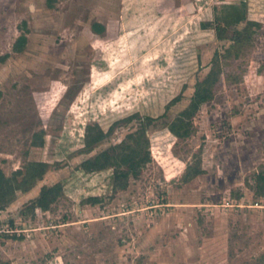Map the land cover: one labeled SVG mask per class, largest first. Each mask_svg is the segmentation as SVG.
<instances>
[{
	"label": "rangeland",
	"instance_id": "obj_1",
	"mask_svg": "<svg viewBox=\"0 0 264 264\" xmlns=\"http://www.w3.org/2000/svg\"><path fill=\"white\" fill-rule=\"evenodd\" d=\"M232 6L261 23L241 43L216 20ZM203 82L214 96L177 137ZM118 144L151 160L115 190V168L80 164ZM33 161L50 167L0 210V264H264V0H0V168Z\"/></svg>",
	"mask_w": 264,
	"mask_h": 264
},
{
	"label": "trees",
	"instance_id": "obj_2",
	"mask_svg": "<svg viewBox=\"0 0 264 264\" xmlns=\"http://www.w3.org/2000/svg\"><path fill=\"white\" fill-rule=\"evenodd\" d=\"M218 28L222 31L229 27H236L235 40L241 43L251 37L254 27H261L260 22L248 20L243 7L232 6L225 7L220 14L216 16ZM246 23L243 29L238 26ZM94 29L101 31L104 27L101 24H94ZM26 36L22 35L17 40L19 50L25 45ZM214 82L198 83L196 91L191 99L190 104L182 110L179 115L169 124L168 128L177 137H188L191 135L192 123L191 120L200 107L210 101L214 96ZM181 96L174 98L170 104H174ZM105 133L99 125H90L87 127L84 142L85 148L89 151L92 147L105 138ZM32 145L42 147L45 145L44 135H34ZM151 160L149 151H143L142 145L126 146L118 144L101 151L94 158L85 160L80 164V169L87 172L103 171L113 167L114 170V188L115 190L125 189L128 186L131 175L138 176L141 173V168L144 164ZM50 164L45 161L30 162L24 169L17 170L12 176H7L0 168V210L6 208L13 202L19 191L27 192L33 185L42 180L48 172ZM188 172V175H198L202 171L194 169ZM190 173V174H189ZM22 177L21 179L19 177ZM257 190L256 194L260 197L264 196V172H259L256 175ZM62 189V184L56 183L52 186H43L39 196L31 200L26 206L24 212L35 213L38 209L48 211L56 202L59 192ZM95 201H98L96 198ZM23 212V213H24Z\"/></svg>",
	"mask_w": 264,
	"mask_h": 264
}]
</instances>
